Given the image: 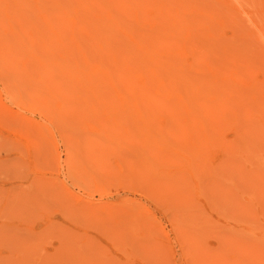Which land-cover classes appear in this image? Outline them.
I'll list each match as a JSON object with an SVG mask.
<instances>
[{
    "label": "rangeland",
    "instance_id": "1",
    "mask_svg": "<svg viewBox=\"0 0 264 264\" xmlns=\"http://www.w3.org/2000/svg\"><path fill=\"white\" fill-rule=\"evenodd\" d=\"M0 264H264V0H0Z\"/></svg>",
    "mask_w": 264,
    "mask_h": 264
},
{
    "label": "bare ground",
    "instance_id": "2",
    "mask_svg": "<svg viewBox=\"0 0 264 264\" xmlns=\"http://www.w3.org/2000/svg\"><path fill=\"white\" fill-rule=\"evenodd\" d=\"M106 26L109 28L111 26V24L107 25V23H105ZM104 27V26H103ZM154 48V47H153ZM155 49H152V47H146L144 50L145 55L150 58V59H154V56L156 55L155 53Z\"/></svg>",
    "mask_w": 264,
    "mask_h": 264
}]
</instances>
